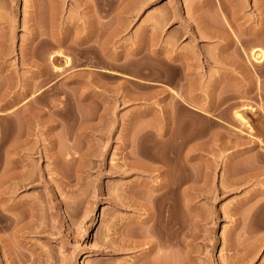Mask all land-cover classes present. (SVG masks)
I'll list each match as a JSON object with an SVG mask.
<instances>
[{"label":"rangeland","instance_id":"1","mask_svg":"<svg viewBox=\"0 0 264 264\" xmlns=\"http://www.w3.org/2000/svg\"><path fill=\"white\" fill-rule=\"evenodd\" d=\"M49 2L0 0V264H264V0ZM184 42L237 61L212 70L240 141L180 140L182 106L132 133L142 78L178 79L145 50Z\"/></svg>","mask_w":264,"mask_h":264},{"label":"crops","instance_id":"2","mask_svg":"<svg viewBox=\"0 0 264 264\" xmlns=\"http://www.w3.org/2000/svg\"><path fill=\"white\" fill-rule=\"evenodd\" d=\"M179 50L175 60L168 56L171 51L163 45L145 50L148 57L155 60L156 66L157 63L159 64L157 68L161 67V71L175 67L178 70V79L177 81L170 79L165 72L157 80L152 76L142 78L145 83L143 89L132 91L136 103L126 105L122 109L139 111L132 123V133L148 124L166 128L175 126V108L182 106L198 115L200 120L198 123L182 124L185 133L181 134L184 137L180 140L206 143L222 141L226 136H232L240 141L242 135L231 128L237 123L238 118L233 117L232 112L228 117L222 112L226 109L227 92L224 82L219 77L221 73H214L212 70V67L220 70L223 64H236L237 61L227 60V56L223 55L225 49H220L219 61H210L206 60V56L194 55L190 52L191 45L186 42L179 47ZM133 56L135 54L131 55V58ZM121 59L122 57L117 61ZM151 69L150 65L146 67L149 72ZM106 71L122 74L114 69H106ZM125 76L134 78V75L125 74Z\"/></svg>","mask_w":264,"mask_h":264},{"label":"bare ground","instance_id":"3","mask_svg":"<svg viewBox=\"0 0 264 264\" xmlns=\"http://www.w3.org/2000/svg\"><path fill=\"white\" fill-rule=\"evenodd\" d=\"M9 3L10 2H12V1H15V0H7ZM17 1V0H16ZM35 0H33V2H34ZM53 0H51V2H49L48 4H49V9H50V12H51V14L52 15H54V13L56 12L55 11V8H56V6L53 4V2H52ZM57 2V1H56ZM59 2V1H58ZM17 3V2H16ZM34 4H36V3H34ZM96 5V4H95ZM95 5H93V3L92 4H90V6L91 7H93L94 8V6ZM14 6V5H13ZM98 6V5H97ZM15 7V6H14ZM99 7V6H98ZM35 8H37V6L35 7ZM34 8V9H35ZM185 10H186V8H185ZM35 11V10H34ZM200 18V17H199ZM51 20V19H50ZM200 20L206 25V24H208V22H206V20H204L203 18H200ZM216 22V21H215ZM221 22V21H220ZM2 23V22H1ZM0 23V24H1ZM219 23V22H218ZM208 26V25H207ZM207 31V30H206ZM209 32L210 33H212L210 30H209ZM223 32H224V30H223ZM223 32H222V34H217V32H215L216 34H214V36H216L217 38H220V39H222V40H225V41H228V40H231L233 37L231 36V35H228V34H223ZM218 33H221V31H219ZM205 34H208L209 35V33H205ZM204 34V35H205ZM212 34V35H213ZM207 35V36H208ZM211 35V34H210ZM258 35V34H257ZM203 36V35H202ZM204 37V36H203ZM250 56H251V59L252 60H254L255 62H261L263 59H264V48L263 47H261V46H256V47H252V49H251V51H250ZM51 57H52V59H53V57H54V55H51ZM50 57V58H51ZM66 58H67V56H66ZM67 62L69 61V60H66ZM54 68H57V66L55 67L54 66ZM236 117L237 118H239L242 122H244V123H246V126H248V128H250L251 129V125L247 122V119H245V117H244V115H243V113L241 112V111H237L236 112ZM166 261V260H165ZM163 262V261H162ZM174 262V261H173ZM158 263V262H157ZM160 263V262H159ZM165 263V262H164ZM175 264V263H174Z\"/></svg>","mask_w":264,"mask_h":264}]
</instances>
